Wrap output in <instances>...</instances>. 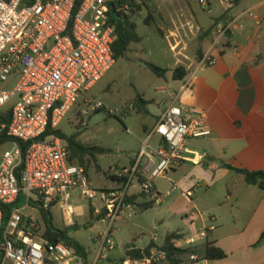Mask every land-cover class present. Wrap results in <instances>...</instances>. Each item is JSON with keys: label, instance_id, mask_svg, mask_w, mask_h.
<instances>
[{"label": "built area", "instance_id": "obj_1", "mask_svg": "<svg viewBox=\"0 0 264 264\" xmlns=\"http://www.w3.org/2000/svg\"><path fill=\"white\" fill-rule=\"evenodd\" d=\"M226 9L239 0H217ZM0 0V85L16 79L12 90L0 89V135L11 147L0 156V264H84L80 256L62 241H50L37 232L33 220L25 218L26 206L48 209L62 202L63 217L72 223L74 210L69 201L75 192L92 205L96 219L106 224L99 251L87 264H100L115 245L111 238L116 220L127 198L144 195L159 204L154 180L166 178L183 160L188 139L210 135L203 112L182 107L175 99L162 111L147 133L128 167L109 169L115 186L97 189L83 166L69 163V151L54 135L41 139L47 129H58L84 93L88 92L115 64L114 28L108 0ZM208 10L207 0H199ZM78 6V7H77ZM249 16L254 17L253 14ZM256 23L261 19L254 17ZM234 21H219L212 34L211 48L225 44ZM215 60L203 56L183 84L191 85L196 70L211 67ZM163 94H169L165 89ZM92 109L102 103L90 100ZM158 137L154 146L151 139ZM175 188L172 187V190ZM191 191L184 196L190 198ZM9 211L4 221V211ZM213 229L212 227L210 230ZM203 234L206 235L204 231ZM165 258L152 250L133 264H155ZM191 260L196 258L191 256Z\"/></svg>", "mask_w": 264, "mask_h": 264}, {"label": "crops", "instance_id": "obj_2", "mask_svg": "<svg viewBox=\"0 0 264 264\" xmlns=\"http://www.w3.org/2000/svg\"><path fill=\"white\" fill-rule=\"evenodd\" d=\"M162 1L163 4L175 6L176 16L171 20L177 33V29H181L185 35L182 21L192 23L191 18L206 30L220 19L235 22L223 46L211 48V30L204 38L198 39L192 53V47L187 55L183 53L185 62L176 57L175 67H184L186 77L194 70L197 50H201L202 56H211L215 62L211 67L194 71L187 89L183 88L186 77L168 84L170 92H160L162 105L154 112L152 124L142 126L140 145L174 98L177 105L203 112L210 128V135L188 139L181 163L166 178L154 180L156 191L160 195L168 193V196L164 198L165 203L164 199L159 204L153 202L152 208L159 206V213L167 211L171 215L178 212L185 218H191L189 227L193 226L195 230L190 236L189 227H178L163 239L169 234L177 235L175 246L189 251L182 264H264V239L258 243L264 231V191L247 184L242 175L224 166L249 171L264 169V0H239L230 9L221 6L217 0H207L211 8L208 20L196 16L193 11L192 14L188 12L189 0ZM180 12L182 18L179 17ZM249 14L261 19L262 23H256V19ZM161 89H165L164 86L158 88ZM146 101L152 103L151 100ZM145 107V115H151ZM158 140L154 136L151 144L155 146ZM132 160L130 158L116 168L128 167ZM113 185L112 177L108 174L105 187L111 188ZM172 187L175 189L172 190ZM187 191L192 193L190 198L184 196ZM181 201L187 206L182 207ZM144 203L151 201L146 197H137L128 207L140 208L139 205ZM180 220L183 222L182 218ZM72 224L74 221L70 223L63 217L66 229H70ZM211 227L213 229L210 230ZM151 242L157 246L163 244L153 240L149 244ZM207 242H213L225 253V258L206 260ZM191 256L196 260H191ZM104 261H110L108 255ZM163 261L155 264H168ZM113 264H123V260Z\"/></svg>", "mask_w": 264, "mask_h": 264}, {"label": "rangeland", "instance_id": "obj_3", "mask_svg": "<svg viewBox=\"0 0 264 264\" xmlns=\"http://www.w3.org/2000/svg\"><path fill=\"white\" fill-rule=\"evenodd\" d=\"M149 1L154 12H152L153 20L148 26L143 23L147 16L145 9L140 12L127 13L137 26L136 33L142 38L141 43L131 44L127 56L118 59L106 75L84 93L58 125V129L63 134L74 135L76 141L84 147H96L105 151L104 154L94 153V157L86 155L84 157L86 164L82 165L86 168L92 185L96 188L103 184L105 187L108 184L110 168L134 158L140 147L139 138L142 136V126L152 124L154 112L162 105L160 99L162 95L158 88L164 86L165 90L170 92L168 84L173 83L172 70L175 68L177 58L185 62L186 58L183 53L187 55L191 47L190 52L192 53L193 46L198 42L200 35L206 31V28L193 22L191 18L192 23L182 21L186 29L185 35L182 34L181 29H177V33L171 20L176 16L174 4H163L162 0ZM168 1L171 0H165V2ZM209 9L211 13V8ZM191 11L203 20H208L211 16L207 9H201L199 0H189L188 12L192 14ZM180 15L179 17L182 18L183 14ZM147 63L171 71L167 72L164 78H158L147 68ZM15 85L16 79L10 78L8 82L0 85V89L12 90ZM138 96L143 100L152 101L147 105L151 115L136 111L138 107L135 99ZM90 100L102 103V107L92 109L89 104ZM10 147L11 145L7 143L0 145V156ZM71 196L69 203L74 210V220H72L74 224L68 234L86 248L88 262H90L99 251L103 235L106 233V224L90 219L89 202L79 199L75 192ZM142 201L139 200V202ZM181 203L182 207L187 206L184 201ZM61 205L60 201L51 208L50 213L53 225L58 229H66L63 225ZM19 206L24 208L22 213L25 218L34 221L37 232L43 233L44 225L39 209L32 206L25 207L24 200ZM159 208L155 206L143 211L136 206L124 208L112 230L111 238L115 247L107 253L110 261H101L100 264L119 263L121 259L123 264H129L124 255L127 247L134 245L142 249L148 246L151 240L162 243L168 232H175L178 227L186 228L191 225V218H185L178 212L171 215L167 211L159 213ZM180 218L183 222H180ZM189 230L188 235L195 233L193 226H190ZM163 262L168 263L166 260Z\"/></svg>", "mask_w": 264, "mask_h": 264}, {"label": "trees", "instance_id": "obj_4", "mask_svg": "<svg viewBox=\"0 0 264 264\" xmlns=\"http://www.w3.org/2000/svg\"><path fill=\"white\" fill-rule=\"evenodd\" d=\"M34 0H23L24 4H31ZM82 0H78V3ZM109 1V12L108 17L110 23L114 28V42L112 45L113 54L115 62L118 59L125 58L127 53L130 51L131 44H139L142 41V38L137 35L136 33V24L135 22L131 21L130 17L127 15L128 12H140L142 9L146 10L147 16L144 19V25H149L150 21L153 20L152 12L154 9L151 5L149 0H108ZM77 3V5H79ZM113 6V8L111 7ZM78 7V6H77ZM221 20V19H220ZM219 22L216 21L213 24L211 29L206 30L203 32L199 39L204 38L206 35L210 33V31L214 30L216 24ZM211 31V32H212ZM212 42V38H211ZM201 50H197L196 58L197 61L202 59ZM147 68L158 78H164L167 72L170 70L159 68L151 63L146 64ZM186 77L185 68L182 66H177L172 70V79L173 80H183ZM136 106L138 109L136 110L138 113H143L145 115L146 107L150 102L143 100L141 97H137L135 99ZM77 104V103H76ZM72 110V109H71ZM98 111V110H97ZM143 111V112H142ZM1 123H8V119H1ZM49 135H54L59 138L62 142H64L69 151V163L76 164V165H85L84 157L86 155L90 157H94V153L104 154L105 151L96 147L87 148L76 141V137L74 135L66 136L63 134L59 129H47L45 135L41 138L44 139ZM7 141V137L5 134L0 135V145H3ZM77 162V163H76ZM133 163V160L130 164ZM231 171H234L240 175H242L247 184L252 186H257L259 189L264 191V169L259 171H249L245 169H238L233 168L228 165H224ZM86 170V168H85ZM87 172V170H86ZM88 174V172H87ZM110 175V173H108ZM89 176V174H88ZM112 177V176H110ZM115 186V178L112 177ZM112 186V187H113ZM103 189H108L103 187ZM137 197H145L144 195L140 196H132L127 198L128 204H133ZM56 204L54 202L48 209L43 207H39V211L42 217L43 225H44V232L42 233L43 238H46L50 241H62L65 245L72 248L83 260L84 264L88 263V251L84 246H82L79 242L74 240L68 235L69 229H58L53 225L52 216L50 213V209ZM18 202L9 205L5 208L3 213L4 221L6 222L9 217V211L13 207H16ZM153 202L151 203H144L139 205L142 210H147L153 207ZM89 216L90 219L96 220V216L93 213L92 206L89 208ZM175 234H169L165 237V240L161 246H157L155 243L151 242L147 247L144 249H136L134 246H130L126 249V258L131 262H137L142 260L144 257L149 256L150 251L152 249L163 252L165 254L164 260H166L169 264H182L183 258L189 253L186 249L177 248L174 244L176 240ZM264 239V231L260 236L259 242L260 243ZM225 253L221 251L219 248L215 246L213 242H207L205 247V255L204 258L209 261H217L222 260L225 258Z\"/></svg>", "mask_w": 264, "mask_h": 264}, {"label": "water", "instance_id": "obj_5", "mask_svg": "<svg viewBox=\"0 0 264 264\" xmlns=\"http://www.w3.org/2000/svg\"><path fill=\"white\" fill-rule=\"evenodd\" d=\"M113 8V6H111Z\"/></svg>", "mask_w": 264, "mask_h": 264}]
</instances>
